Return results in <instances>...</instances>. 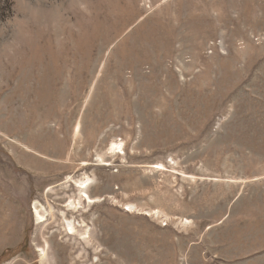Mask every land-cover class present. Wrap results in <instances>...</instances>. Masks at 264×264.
Listing matches in <instances>:
<instances>
[{"label": "rangeland", "instance_id": "374dc122", "mask_svg": "<svg viewBox=\"0 0 264 264\" xmlns=\"http://www.w3.org/2000/svg\"><path fill=\"white\" fill-rule=\"evenodd\" d=\"M0 264H264V0H0Z\"/></svg>", "mask_w": 264, "mask_h": 264}, {"label": "bare ground", "instance_id": "6f19581e", "mask_svg": "<svg viewBox=\"0 0 264 264\" xmlns=\"http://www.w3.org/2000/svg\"><path fill=\"white\" fill-rule=\"evenodd\" d=\"M128 57V56H127ZM141 62V61H140ZM128 64H129V62H128ZM127 64V65H128ZM14 79V78H13ZM41 94V93H40ZM63 117V116H62ZM112 147H111V149H112V151H115V150H121V146L122 145H118L117 143H114V144H112L111 145ZM27 147V146H26ZM123 147V146H122ZM51 151V150H50ZM52 152V151H51ZM45 154H47L48 155V153H45ZM85 180H87V179H85ZM89 188H90V182H89V179L87 180V181H83L81 184H80V186H79V192H80V199L82 198V195H83V197H86L87 198V200H88V203H90V204H94V203H96V201L95 200H93V198H91L89 195H88V190H89ZM75 206V209H77L76 208V205L75 204H73V203H70V205H69V207H74ZM34 208H35V214H36V219H37V221L39 222V223H41V222H43V219H44V215L42 214V212H41V206H40V204L38 205V202H36L35 203V205H34ZM43 210V209H42ZM63 213V212H62ZM73 213H74V211H73ZM66 214V213H65ZM66 219V218H65ZM67 223V229H68V231H67V234H66V236H69V237H71V238H73L74 236H76V233H77V230H76V227H75V225L73 224V222L72 221H67L66 222ZM87 231V230H86ZM82 234V233H81ZM86 234V233H85ZM81 236V235H80ZM87 236V235H86ZM83 237H85L84 235H83ZM81 238H82V236H81ZM85 238H88V237H85ZM84 240V239H83ZM69 248V247H68ZM66 250V249H65ZM42 251H43V253H42ZM69 251V250H68ZM41 256H42V258L44 259V257L46 256V253H45V250H41Z\"/></svg>", "mask_w": 264, "mask_h": 264}]
</instances>
